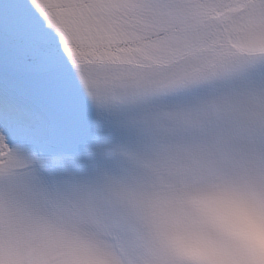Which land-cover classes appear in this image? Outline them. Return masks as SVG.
Returning <instances> with one entry per match:
<instances>
[{
	"label": "snow or ice",
	"instance_id": "1",
	"mask_svg": "<svg viewBox=\"0 0 264 264\" xmlns=\"http://www.w3.org/2000/svg\"><path fill=\"white\" fill-rule=\"evenodd\" d=\"M216 184L264 200V0H0V264H197L155 215Z\"/></svg>",
	"mask_w": 264,
	"mask_h": 264
},
{
	"label": "clouds",
	"instance_id": "2",
	"mask_svg": "<svg viewBox=\"0 0 264 264\" xmlns=\"http://www.w3.org/2000/svg\"><path fill=\"white\" fill-rule=\"evenodd\" d=\"M159 241L197 264H264V200L241 188L204 185L155 215Z\"/></svg>",
	"mask_w": 264,
	"mask_h": 264
}]
</instances>
